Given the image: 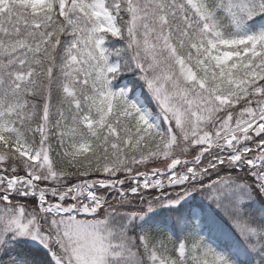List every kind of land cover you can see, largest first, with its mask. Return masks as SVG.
Here are the masks:
<instances>
[{
    "label": "snow or ice",
    "instance_id": "obj_1",
    "mask_svg": "<svg viewBox=\"0 0 264 264\" xmlns=\"http://www.w3.org/2000/svg\"><path fill=\"white\" fill-rule=\"evenodd\" d=\"M0 264H264V0H0Z\"/></svg>",
    "mask_w": 264,
    "mask_h": 264
}]
</instances>
